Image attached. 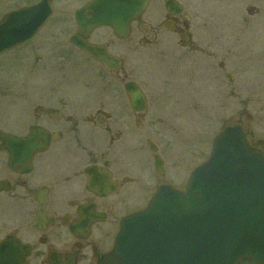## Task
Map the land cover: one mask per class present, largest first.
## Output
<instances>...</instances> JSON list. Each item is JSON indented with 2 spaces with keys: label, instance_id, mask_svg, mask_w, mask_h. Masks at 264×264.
<instances>
[{
  "label": "flooded vegetation",
  "instance_id": "flooded-vegetation-1",
  "mask_svg": "<svg viewBox=\"0 0 264 264\" xmlns=\"http://www.w3.org/2000/svg\"><path fill=\"white\" fill-rule=\"evenodd\" d=\"M38 1L0 0V20ZM89 1L50 0V15L30 46L18 47L7 62L0 57V71L18 74L23 68L36 75L7 104L0 87V129L19 139H48L33 155L14 156L12 166L0 148V264H101L121 220L135 211L129 204L151 193L146 177L155 179L152 193L161 184L174 185L156 181L166 162L160 139H150L148 127L163 121L150 109L161 110L158 101L174 94V106L197 110L200 101L185 97L207 95L213 80L227 91L229 59L264 73V45L248 52L244 44L249 34L264 42V26H258L264 0H220V42L210 39V17H201L194 0H149L126 38L107 26L85 36L105 62L69 39L77 30L75 12ZM149 60L169 64L160 90L138 67ZM129 83L140 90L146 108L131 103ZM30 128L48 134L30 136Z\"/></svg>",
  "mask_w": 264,
  "mask_h": 264
},
{
  "label": "water",
  "instance_id": "water-1",
  "mask_svg": "<svg viewBox=\"0 0 264 264\" xmlns=\"http://www.w3.org/2000/svg\"><path fill=\"white\" fill-rule=\"evenodd\" d=\"M147 1L94 0L78 12V25L86 31L108 24L124 36ZM29 14L31 9H22L0 23V51L30 37L46 17ZM72 40L97 55L93 47ZM130 96L140 99L137 91ZM4 141L14 156L41 147L34 139ZM102 262L264 264V152L247 143L239 125L223 130L183 190L161 185L144 210L121 222L114 247Z\"/></svg>",
  "mask_w": 264,
  "mask_h": 264
},
{
  "label": "rangeland",
  "instance_id": "rangeland-1",
  "mask_svg": "<svg viewBox=\"0 0 264 264\" xmlns=\"http://www.w3.org/2000/svg\"><path fill=\"white\" fill-rule=\"evenodd\" d=\"M198 7V12L204 19L207 14L210 19H207L211 25L210 39L214 42H220L221 37V11L220 0H194ZM210 8V13L207 10ZM56 15V14H55ZM57 16H55L56 18ZM55 18H53L55 23ZM262 28L264 21L258 23ZM254 29V25L250 27ZM51 28L48 27L46 32ZM246 29L244 32L246 33ZM44 34V32H43ZM67 38V36H65ZM248 38V40L246 39ZM246 39V41H245ZM244 44L248 45L246 51L250 52L255 45H264L263 41L256 43V37L244 35ZM27 46H30L26 44ZM24 45V46H26ZM24 46H21L22 48ZM20 47V48H21ZM264 47V46H263ZM16 51V49L14 50ZM2 60L5 62L10 60V55H2ZM51 61V60H50ZM231 61V62H230ZM229 77L226 82L227 91H222L216 83L212 84V90L207 95L187 96V100L194 103L195 98L200 101L197 110H184L181 106H174L173 101H176V95H171L169 98H164L162 101V109L155 111L150 109V115L154 119L163 122L159 123L156 128L148 127L150 131V139H160L159 145L162 151V157L165 159V174L163 177H158L156 181L172 182L174 186L182 188L189 176L191 170L203 162L211 149L212 138L223 128L224 125L233 123L237 119H241L243 130L247 133L248 141L255 146L264 149V73L259 68H253L252 65L241 67L236 60L229 59ZM73 64V63H71ZM139 65V63H138ZM168 66L165 67L162 63H155L152 60L147 61L143 65L140 64L141 70L145 72L154 81V89H162L161 83L165 77H168ZM86 70L93 73L94 67L88 64ZM11 71L8 74V69L0 71V87L1 90L8 95L1 96L5 98V104L12 100V95L17 89H28L31 87L32 78L36 75L31 74L29 69H20V73L15 74ZM18 81H14V77H18ZM93 82L92 80H88ZM16 82V84H15ZM89 83V82H87ZM86 83V84H87ZM69 87V86H67ZM7 88L11 90H6ZM6 90V91H5ZM170 99V100H169ZM160 104V103H159ZM161 105V104H160ZM149 152V151H148ZM177 177V178H175ZM157 178V177H156ZM147 188L152 193V181L155 179L146 177ZM152 190V191H151ZM151 193H143L140 197H134L128 208L136 210L145 205Z\"/></svg>",
  "mask_w": 264,
  "mask_h": 264
}]
</instances>
